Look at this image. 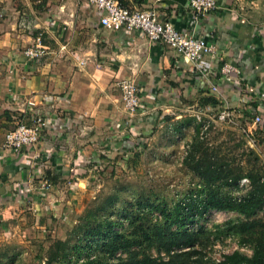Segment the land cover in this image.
I'll list each match as a JSON object with an SVG mask.
<instances>
[{"label":"crops","instance_id":"crops-1","mask_svg":"<svg viewBox=\"0 0 264 264\" xmlns=\"http://www.w3.org/2000/svg\"><path fill=\"white\" fill-rule=\"evenodd\" d=\"M118 1L157 9L178 29L204 36L218 51L217 77L202 76L184 56L143 33L106 28L96 7L83 0H0V236L44 232L109 147L126 153L154 131L188 139L178 133L199 124L198 115L214 119L225 108L236 117L225 125L245 132L264 114V0H217L198 21L189 0ZM40 33L48 53L30 60L24 50ZM225 63L234 70L221 72ZM123 79L139 86L136 113L124 106ZM14 112L41 113L49 122L39 144L5 146ZM45 181L51 188L43 192Z\"/></svg>","mask_w":264,"mask_h":264},{"label":"rangeland","instance_id":"rangeland-1","mask_svg":"<svg viewBox=\"0 0 264 264\" xmlns=\"http://www.w3.org/2000/svg\"><path fill=\"white\" fill-rule=\"evenodd\" d=\"M12 120L10 129L33 123L30 114L14 112ZM48 125L47 121L40 141ZM199 127L195 123L190 132L181 130L179 137L187 133L189 137L182 141L175 134L162 138L164 132L154 131L149 140H142V146H136L139 153L109 146L107 151L106 143H101L108 154L94 162L87 184L66 197L68 206L52 216L44 232L39 230L33 238L0 236V264H139L145 258L174 264H215L235 250L251 255L252 244L245 242L252 235L248 227L252 224L251 230L257 229L264 211L247 219L237 212L213 208L192 227L191 223L169 225L184 197L194 195L198 204L210 192L185 164ZM246 129L216 122L202 140L218 152L219 161L227 156L232 167L251 170L264 164V122ZM249 184L246 176L239 190L223 187L218 188V194L240 195Z\"/></svg>","mask_w":264,"mask_h":264},{"label":"built area","instance_id":"built-area-1","mask_svg":"<svg viewBox=\"0 0 264 264\" xmlns=\"http://www.w3.org/2000/svg\"><path fill=\"white\" fill-rule=\"evenodd\" d=\"M83 1L96 7L100 13V22L106 28L143 33L149 40L167 45L184 56L202 76L208 79L217 77L219 67L215 65V60L218 58L216 46L195 31L178 29L172 21L161 19L157 9H134L123 6L118 0ZM188 3L195 21L218 6L217 0H189ZM47 50L43 43V34L40 33L35 37L34 43L24 50V54L30 60L39 59L48 53ZM220 70L228 74L234 68L229 63H225ZM118 86L124 106L130 114L136 113L142 107L138 84L133 79H123L118 82ZM213 90L218 88L213 86ZM235 119L234 111L228 108L215 115L214 119L200 114L197 116L200 135L202 138L207 137L215 122L232 125ZM263 122L264 114L255 116V124ZM44 126H47V121L38 113L33 118L32 124L20 123L16 128L8 130L5 135V146L19 150L37 145ZM50 188L49 182L45 181L42 184L43 192Z\"/></svg>","mask_w":264,"mask_h":264},{"label":"trees","instance_id":"trees-1","mask_svg":"<svg viewBox=\"0 0 264 264\" xmlns=\"http://www.w3.org/2000/svg\"><path fill=\"white\" fill-rule=\"evenodd\" d=\"M200 126V125H199ZM200 130V127H199ZM211 131V130H210ZM200 135L194 139L185 158V164L192 170L200 182L210 187L209 195L202 198V202L195 204L194 195L184 197L177 205L174 212V219L170 220L169 225H180L191 227L196 223L200 216L205 215L210 209H218L229 212H237L247 219H255L264 211V164L253 167L251 170H245L244 167H232L231 161L227 156H223L222 160H218L217 151L210 150L205 146V139ZM142 146V145H140ZM139 147L134 145L128 146L126 152L139 153ZM251 154V153H250ZM259 160L258 158L256 159ZM250 180L249 188L245 193L240 195L218 194V188L231 187L240 188V181L244 177ZM51 182H56V177L49 172L45 175ZM220 182L218 185L213 186ZM214 187V189H212ZM165 212V211H164ZM257 229L252 232L249 239L245 242L252 244L253 253L245 254L239 250L228 253L224 258L215 264H264V219L258 220ZM90 264H110L101 261L91 262ZM119 264V263H118ZM139 264H174L170 260L156 261L151 258H145L139 261Z\"/></svg>","mask_w":264,"mask_h":264}]
</instances>
